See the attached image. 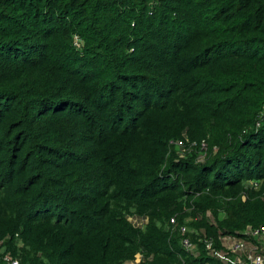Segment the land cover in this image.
<instances>
[{"label": "trees", "instance_id": "trees-1", "mask_svg": "<svg viewBox=\"0 0 264 264\" xmlns=\"http://www.w3.org/2000/svg\"><path fill=\"white\" fill-rule=\"evenodd\" d=\"M249 224L264 0H0V264H250L207 247Z\"/></svg>", "mask_w": 264, "mask_h": 264}, {"label": "built area", "instance_id": "built-area-1", "mask_svg": "<svg viewBox=\"0 0 264 264\" xmlns=\"http://www.w3.org/2000/svg\"><path fill=\"white\" fill-rule=\"evenodd\" d=\"M176 144L181 148L182 151L185 147L191 150L197 145L196 143L188 144L182 140L177 141ZM205 148L206 145L203 143L202 150ZM175 221L176 219L172 217L171 223H175ZM181 230L183 233H185L187 228L183 226ZM257 238L260 241H264V226L255 227L249 224L246 226V228L235 235L226 234L222 236V246L225 251H216L211 241L208 242L207 247L210 248L211 253L218 254L222 260H227L226 253L230 252L234 255H237L236 262L238 263L248 261L250 264H264V254L262 253L264 247L262 246V243L260 246L254 241V239ZM183 243L188 248L192 247V242L188 237L183 239ZM7 259L10 261V264H21L19 259L11 260L9 257H7ZM139 261L140 259H137V262Z\"/></svg>", "mask_w": 264, "mask_h": 264}, {"label": "clouds", "instance_id": "clouds-1", "mask_svg": "<svg viewBox=\"0 0 264 264\" xmlns=\"http://www.w3.org/2000/svg\"><path fill=\"white\" fill-rule=\"evenodd\" d=\"M171 144L172 145H175V146H177L179 149H180V156L182 157L183 155H184V150L182 151L181 150V148L176 144V142H174V141H171ZM202 155V154H201ZM174 218H175V216H173ZM172 218V217H171ZM176 219V218H175ZM170 222H171V219H170ZM171 224H176V221H175V223H171ZM251 225V224H250ZM183 227V226H182ZM181 227V228H182ZM184 227H186V226H184ZM187 228V227H186ZM182 231V230H181ZM183 233V232H182ZM185 233H187V230H186V232ZM185 233H183V234H185ZM185 238V237H184ZM189 238V237H188ZM190 239V238H189ZM191 241V240H190ZM10 259H11V257H9ZM6 259V261L10 264V261L7 259V257L5 258ZM137 259H140V261L139 262H137ZM11 260H13V259H11ZM21 262V261H20ZM131 264H141L142 263V254L139 252V253H137L136 255H135V259L133 260V261H129Z\"/></svg>", "mask_w": 264, "mask_h": 264}]
</instances>
